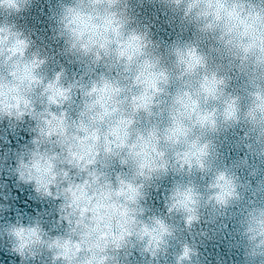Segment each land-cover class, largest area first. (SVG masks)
<instances>
[{"label": "clouds", "instance_id": "9594fccd", "mask_svg": "<svg viewBox=\"0 0 264 264\" xmlns=\"http://www.w3.org/2000/svg\"><path fill=\"white\" fill-rule=\"evenodd\" d=\"M0 264H264V0H0Z\"/></svg>", "mask_w": 264, "mask_h": 264}]
</instances>
